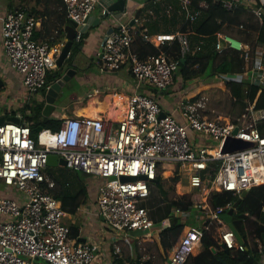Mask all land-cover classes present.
Listing matches in <instances>:
<instances>
[{
  "label": "built area",
  "instance_id": "2783aa9c",
  "mask_svg": "<svg viewBox=\"0 0 264 264\" xmlns=\"http://www.w3.org/2000/svg\"><path fill=\"white\" fill-rule=\"evenodd\" d=\"M113 1L62 0V4L68 24L75 23L72 44L79 43L87 27L92 25L90 13L96 6L100 8L99 21L112 16L113 22L105 27V30L111 27L112 31L103 32L105 40L101 51L96 53L97 63L107 71L125 67L136 91L127 98L121 117L114 122L101 117L66 115L59 118L58 129L44 133L38 140L31 137L27 124L19 122V114L16 115L18 123L0 124V180L23 194L20 200L0 198V264H95L99 258L100 264H115L114 258L121 257V245L128 244L129 232L151 238V231L162 227L148 219L139 202L148 196L149 185L160 175L159 170L174 166L182 167L200 182L197 188L202 196L188 209L171 208V217L178 221L191 220L194 227L166 250L167 259L161 264H186L202 248V237L207 232L212 233L221 250V245L225 250H246L221 217L232 203L212 208L208 197L212 192L223 191L239 197L242 191L264 184V110L255 108L259 92L233 120L221 116L210 118L204 97L194 101L183 98L179 102L176 109L181 121L163 112L155 98L137 90L147 87L164 90L172 83L183 57L200 50L202 42L192 46L188 29L181 27L194 22L207 4L200 2L198 9H192V0H132V5L124 4L120 17L115 18L107 9ZM217 1L226 11L244 7L261 20L264 0H258V7L252 6L249 0ZM170 3L176 4L177 13L182 15L180 27L173 32H150L147 23L155 20L154 7L166 4L168 12ZM41 22L39 15L24 10L0 15L2 53L28 94L49 87L46 75L56 69L55 61L65 40L64 27L60 40H54L55 34L49 41L34 39ZM137 39L157 48L159 53L140 57L134 48ZM173 43L177 51L170 56L162 48ZM223 47L250 61L244 70L247 75L242 78L251 85L264 87L263 47L256 46L250 52L247 44L217 31L214 49L220 51ZM227 76L234 74L223 75L225 79ZM92 93L97 94L98 89ZM162 112L163 117H159ZM228 137L252 145L223 152L221 148ZM48 155L61 158L65 164L61 166L57 162L55 166H47ZM60 166L98 180L93 204L110 234L107 239L111 251L107 258H103L97 240L79 241L80 235L79 238L70 236L69 226L63 222L65 211L61 201L47 191L53 186L47 168ZM204 169L207 172L201 179ZM122 176L134 179L122 181ZM260 212L264 222V205ZM257 251L259 259H264V247L260 243ZM149 258L154 259L155 255L141 256V260Z\"/></svg>",
  "mask_w": 264,
  "mask_h": 264
},
{
  "label": "trees",
  "instance_id": "16d2710c",
  "mask_svg": "<svg viewBox=\"0 0 264 264\" xmlns=\"http://www.w3.org/2000/svg\"><path fill=\"white\" fill-rule=\"evenodd\" d=\"M31 0H18V9H13L11 0L7 2V10H24L25 12L33 15H39L44 19L50 18L52 20V28L45 31L44 38L49 41V37L55 34L54 40H60L64 36L63 27L68 24V20L65 17V10L62 4V0H32L34 6L27 7L28 2ZM205 2L207 7L201 9L200 15L192 23H184L181 27L182 30L189 31L188 38L193 46L198 42H202L199 51L192 55H186L182 61L179 62V67L175 72L173 79L176 77L181 81V85L185 87L187 84L195 83L198 80L207 82H216L224 87L231 100L235 104H240L242 107L246 106L244 98L246 97L248 102H252L257 92H259L255 100V108L264 110V87L249 84L247 79L241 78L239 80L224 78L225 74H241L243 69V61L238 52L223 47L220 51L214 49V34L217 31H225L226 29L235 27L236 34L240 36L241 32L244 34V41L249 38V32L254 33V48L255 46L264 48V7L262 8L261 20L256 25L246 23L242 17L245 13L253 16L244 7H238L232 11H226L222 8L219 1L216 0H192V9H198V3ZM251 4L254 7L259 6L258 0H251ZM41 6V9L36 7ZM176 6V5H175ZM158 7V6H156ZM155 9V8H154ZM158 10V9H157ZM155 9V11H157ZM173 13L177 12L173 8ZM52 17V18H51ZM254 17V16H253ZM247 18V17H246ZM255 18V17H254ZM41 22V23H42ZM154 21L148 23V29L150 32H155ZM243 29L245 32H243ZM41 33L33 34V38L36 39ZM85 34V33H84ZM83 34V36H84ZM241 37V36H240ZM82 45V40L79 43L72 44L68 57L63 64L65 66L56 67L54 71L49 72L46 75V84H51L56 79L60 78L68 67H70V59L73 56V52ZM134 48L139 53L140 57L148 55H156L159 50L148 43H143L142 40H135ZM168 55L173 56L177 51L176 43L171 46H165L162 48ZM199 82V81H198ZM141 93H144L145 88L141 89ZM45 89H40L41 101L35 104H24L17 110H12L9 115H20V123L27 124L30 135L35 140H38L41 134L54 131L58 129L60 124L59 118L51 116L44 117L41 115V110L44 105L43 96ZM188 100L194 101L197 99V94L187 96ZM6 116V114H5ZM40 127V131H35V128ZM72 171V170H71ZM76 173V180L78 186L72 184L63 177L47 172L53 180V186L47 188V191L55 198L61 201L62 208L69 215H74L77 211L79 204H84L88 199V192L86 186L81 184V176L77 174L83 173L79 170H74ZM175 182L178 178L173 179ZM158 185L159 187V201L157 205L162 206L163 210L158 215V218H153V210L149 209L146 205L150 199L151 187ZM238 197L234 196L230 192H212L209 196V204L212 208L225 205L226 203H233ZM197 200V195L191 193L190 195H181L175 199H169L166 191L161 185V178L157 176L156 181H153L149 185L148 196L139 202L147 213L148 219L154 223H160L162 227L155 229L149 234L152 238L159 257L162 261H166V250H168L180 236L188 229L193 228V225L179 221L169 215L171 208L180 207L182 209H188L191 204ZM264 205V184L253 186L247 191L236 206L235 212L232 215V225L244 241L246 250H221L214 239L212 233H204L202 237V249L196 254L190 256L189 264H259V253L257 251V243L253 242L252 247L246 242V233L253 235L258 242L264 244V222L261 219L260 209ZM154 220H153V219ZM252 228L251 230H244V223ZM70 236L79 238V226L76 224H69ZM197 229V228H195ZM249 231V232H248ZM252 238V239H253ZM113 262L115 264H157L153 259L141 260V255H136L134 258L116 257Z\"/></svg>",
  "mask_w": 264,
  "mask_h": 264
},
{
  "label": "rangeland",
  "instance_id": "374dc122",
  "mask_svg": "<svg viewBox=\"0 0 264 264\" xmlns=\"http://www.w3.org/2000/svg\"><path fill=\"white\" fill-rule=\"evenodd\" d=\"M108 1V0H107ZM251 1V0H249ZM8 0H0V6H3L2 4L7 6ZM12 8L18 9L19 3L18 0H11ZM2 3V4H1ZM171 4V3H170ZM34 6L32 0L28 2L27 7ZM164 8H160L158 11H156V17L155 20L159 25H162L164 28L168 27V25L171 24L170 17L172 16V11L173 8L176 9V6L171 4V11L166 12V4H164ZM5 7V6H4ZM37 9H41V6L36 7ZM100 14V8L96 6L94 10L90 13V17L97 18L98 15ZM175 18H180L182 21V15L180 13L176 12V15H174ZM247 17V18H246ZM107 19V21H106ZM242 19L245 20L246 23H250L252 25H256L258 21L257 18H254L253 16L249 15L248 13H245V15L242 17ZM92 22V21H91ZM113 19L112 16H109L108 18L102 17L99 23L96 26L90 25L87 27V30L82 38V45L81 48H77L73 52V56L70 59V65H74L73 69L75 73L71 76L68 82L64 84L62 87L59 95L57 96V99L54 102V110L52 111L57 115L58 117L60 116H69L71 112V108L74 105L73 100L74 96L76 94H81L85 95V90L91 86H95L96 84L93 82L91 77H95V75L98 77V74H104V73H114L115 71H107L102 69L98 63L96 62V56L95 53L93 54V38L97 36V34L101 33L106 27L108 23H112ZM52 28V23L49 24L47 27L50 32ZM174 28H176L175 25H172L171 27L167 28L166 31H173ZM163 29V28H160ZM235 27L226 29L229 33L233 34L236 38V40L241 41L244 44H247L249 47L250 52L253 51L254 49V33L249 32V38L247 41H244V34L241 32L240 36L236 34ZM243 30V29H240ZM158 31V30H157ZM238 31V30H237ZM243 32H245L243 30ZM235 39V38H234ZM256 47V46H255ZM243 61V69H247L248 66L250 65V61L246 62L244 58H242ZM66 65V62L63 64V66ZM118 73V72H117ZM231 75V74H229ZM247 75V72L241 73V74H234L232 77H228V79H233V78H239L241 79L243 76ZM127 80L133 84L134 86V80L132 77H127ZM199 81V82H198ZM195 82V87L191 88L190 91L188 92L187 96H191L194 94H197V99L200 97L205 98V103H206V110H207V115L210 118H213L214 116H221L224 118H227L229 120H233L240 116L244 111L246 106L242 107L240 104H235L228 93V91L222 87L221 84L216 83V82H211V81H201L198 80ZM178 85H174L173 87H168L166 88L163 92H160L161 90H157L155 88L147 87L146 90L144 91L145 94L151 95L153 98L157 100V102H160L159 99H157L156 94L159 97H161V100L166 102L169 105V111H172L177 105H179V102L181 101L179 99L180 94H181V85H180V80H175ZM193 83L187 84L186 85V91L189 90V87H191ZM1 92V90H0ZM138 93H141V90L139 89L137 91ZM18 96H15V103L17 105L21 104L20 98L25 101V103H30V104H35L38 102V97L41 99V96L36 93L28 94L26 91L21 90L20 93H18ZM183 97V98H188V97ZM10 99V95L8 94L7 100L5 101L8 103ZM41 101V100H40ZM183 101V99H182ZM244 102L247 103L246 97L244 98ZM8 104H5L3 107L4 109H7ZM8 112V111H7ZM173 117H177V115L172 114ZM50 116V115H49ZM53 117V116H52ZM56 118V117H54ZM44 134L40 135V138H43ZM74 170L67 169L65 167H55V168H47L46 172H50L53 175L60 177H63L67 179L68 181L72 182L73 186L78 184V181L76 180V173L73 172ZM78 175L81 176V184L83 186H86L87 184V179L90 178L88 175H81L80 173L77 172ZM159 176L161 178V185L163 189L167 193V197L169 199H175L181 195H190L191 190L197 195V199L201 197V193H198V187L200 185V182H197L196 179H194L192 176H190V173L185 172L184 169L180 166H174L173 169L167 168V170H159ZM178 178V181L175 182L173 179ZM202 181V180H200ZM191 183H196L192 184ZM194 185V186H193ZM196 185V186H195ZM78 186V185H77ZM159 187L158 185H155L151 187L150 190V199L147 201L146 205L149 209L153 210V218H158V215L162 212L163 208L162 206L157 205V202L159 201ZM1 189V185H0ZM15 197L22 198L23 194L21 191L17 189H13ZM209 198V197H208ZM85 204V203H84ZM84 204H79V216L84 213L85 208L87 205ZM78 209L75 212L74 215L70 216L65 212V216L63 218V222L67 225L69 224H76L80 225V223L83 224L82 219H80L78 215ZM152 218V219H153ZM154 220V219H153ZM184 223H187L189 225H194V222L189 220V221H184V218L181 219ZM159 224V223H158ZM103 226V225H102ZM247 230H251L247 224H246ZM249 232V231H248ZM95 235H100V231H97ZM128 244L126 245H121V257H127V258H134L136 255H141L142 256H151L155 255L154 261L157 264H161V259L158 257L157 250L155 247V244L152 240V238H149L146 234H136L134 232H129L126 236ZM253 236L252 234H248V241L252 244L253 241ZM92 238L87 237V241H90ZM98 242L100 241L99 239H96ZM101 258H99L95 264H100ZM186 264H189L188 262Z\"/></svg>",
  "mask_w": 264,
  "mask_h": 264
},
{
  "label": "crops",
  "instance_id": "0c3cea01",
  "mask_svg": "<svg viewBox=\"0 0 264 264\" xmlns=\"http://www.w3.org/2000/svg\"><path fill=\"white\" fill-rule=\"evenodd\" d=\"M167 1H169V0H167ZM2 5L3 6H0V15L5 13L6 11H8L7 6L4 4H2ZM173 5H176V4H173ZM154 8L156 10L157 9L159 10L160 8H165V6L162 5V6H158V7H154ZM174 15H176V13H173L172 16L170 17L169 21L171 22V24L168 25V27H166V28H164L162 25H159L156 22V20H154L153 24L155 26V31L158 30V31H163V32H173V31L177 30L180 27L182 21L180 18L176 19ZM95 19L96 18L93 17V19L91 20L92 26H96L99 23V21H98L96 24H94ZM50 23H52V20L50 18L46 17V19L43 20L41 25L35 30V33H41L39 36H37L36 40H39V41L45 40L44 37L47 36V34L45 35V31L47 30V27L49 26ZM172 25H175L176 28H174L173 31H166V29L171 27ZM147 26H148V23H147ZM160 28H163V29H160ZM103 29L105 30V28H103ZM104 30L100 34L98 33L97 36L93 38V41H94L93 42V47H94L93 54L95 53V56H96V53L98 52L99 44H100V41L102 39ZM224 33L229 35L232 38L238 39L233 34L229 33L226 30L224 31ZM96 59H97V56H96ZM96 62H97V60H96ZM114 71H115L114 73H108L107 72L104 74H98L99 75L98 77L96 75H95V77H91V79L93 80V82L96 85L87 88L85 90V95L76 94L74 96V100H73L74 105L72 106L71 112H70L71 116L73 115V116L101 117L102 119L109 121V122H114L115 120H117L118 118L121 117V115L124 111V107H125L127 98L131 94H133L136 90H134L133 84H131L127 80V77H132V76H131L130 72L125 67L120 68L118 70H114ZM175 80H179V79L175 77L173 79L172 83L170 85H168L166 88L173 87L174 85H178V83H176ZM0 82H1V86H0V90H1V92H0V117H3L4 119H6V118L11 117L9 115V113L12 110H17L18 108L22 107L24 104H30V103H25V101L21 98H20L21 104L17 105L14 102L15 96H18L19 95L18 93H20L21 90L24 91V89L21 85L19 75L16 74L14 71H12L8 67L6 58L4 57V55L2 53L1 41H0ZM180 85H181V81H180ZM194 87H195V83H193V85L191 87H189V90L186 91L185 90L186 86L183 87L181 85L182 89L179 90V91H181L179 99L182 100L183 97H186L188 92H191L190 89L194 88ZM95 89H98L97 94L92 93L93 90H95ZM164 90H162L160 92H163ZM8 94L10 95V99L8 100L9 102L6 103L5 101L7 100ZM37 94H39V93H37ZM88 94H90V97L87 96ZM158 95H160V94H156V97L160 101V102H158V104H159L161 110L163 112H168V113L177 115V117H175V118L177 120L181 121L182 117L179 115V113H177V109H176L177 106L172 111H169V108L171 105L166 107L168 104L166 102H164L163 100H161V97H159ZM39 96H40V94H39ZM41 99H42V97H41ZM41 99L38 97V101H40ZM5 104H8L7 105L8 108L3 110V107ZM5 114H6V116H5ZM50 116L51 117L53 116L56 118L63 117V116L58 117L57 115H55V113H53V115L50 114ZM86 182H87L86 188H87V192H88V199L86 200L84 205H87V207L85 208L84 213L81 214L80 216H79L80 211L78 209V215H77L83 221V224L80 223V225H79V235H80V238H83L84 240L87 239V237H91L92 238L91 240L99 239L100 240L99 241L100 246H101V254H103V258H107L110 255V251H111L110 246H108V239H107L110 234L104 228V225L102 223L101 218L96 215V209H95L94 204H93L94 199H95L96 184H97L98 180L96 181L92 178H89V179H87ZM0 185H1L0 198L1 197H12V198H16V199L20 200V198L15 197L16 195H14V193H13V189H15V188L5 186L1 180H0ZM190 193H193L192 190ZM235 209H234L233 213L235 212ZM233 213H232V215H233ZM232 215H231V223H232ZM70 216H72V215H70ZM261 219H262V215H261ZM242 222L244 223V230L246 231L247 230L246 222H244V220H242ZM97 231H100V235H95V233ZM242 241H243V239H242ZM246 242H248L249 246H251V247L253 246L248 241V233H246ZM253 242L254 243L256 242L257 246L259 245V242L256 238H253L252 243ZM243 243H244V241H243ZM262 246L264 247V244ZM201 249L196 251V253L193 255L198 254L201 251ZM156 255H158V257H159V254H156ZM141 256H142V254H141ZM263 256H264V254H263ZM258 263L264 264V259L260 258Z\"/></svg>",
  "mask_w": 264,
  "mask_h": 264
},
{
  "label": "water",
  "instance_id": "95a60500",
  "mask_svg": "<svg viewBox=\"0 0 264 264\" xmlns=\"http://www.w3.org/2000/svg\"><path fill=\"white\" fill-rule=\"evenodd\" d=\"M124 4L126 5V7H130L132 5V0H128L126 2H125V0H114L111 4H109L107 6V9L113 14V16L115 18H118L121 15V11L123 10ZM98 21H99L98 18H96L94 20V24H96ZM74 26H75V23L70 21L69 24H67L64 27L65 40H64V43L61 47L60 53H59V55L55 61L56 67H58V68L63 65V62L68 57V54L70 52V48L72 46V39L74 36V30H73ZM111 31H112V28L107 27L105 30V34H108ZM104 40H105V36L103 35L102 39L100 41V44H99L98 52L101 51V45L103 44ZM80 48H81V46H79V49ZM73 66L74 65L72 64L68 69H66L64 71V73L61 75V77L56 79L54 82H52L49 85V87L46 89L45 94L43 96L44 105H43L42 110H41L42 116L48 117L52 113V111L54 110V102L57 99V96L59 95L62 87L64 86V84L66 82L69 81L71 76L75 73ZM0 86H1V82H0ZM163 115L164 114L162 112L159 114V117H163ZM3 121H11V122L18 123V119L16 116H11V117L6 118V119H4L3 117H0V124ZM35 131L39 132L40 127L35 128ZM235 132H236V130L233 131V133H235ZM251 145H252V143H250V142L243 141V140L237 139V138L228 137L224 141L221 149L223 152H227V151H233V150L246 148V147H249ZM57 162L61 166H63L65 164V162L61 158L57 159L56 156H54V155H48V157L46 159V165L47 166H55ZM206 172L207 171L205 169L201 170V179H203ZM133 179H134V177H124V176L120 177V180H122V181L133 180ZM246 193H247V190L242 191L240 193L239 197L232 203V206L225 213L221 214L222 219L228 224L229 228H231L233 230L234 235H235V237L239 243H242L243 241L231 223V215H232L234 209L236 208L237 204L239 203L240 199L243 196H245ZM177 223H179L178 220H177ZM78 240L84 241L83 238H79ZM221 248H222V250H225L222 245H221Z\"/></svg>",
  "mask_w": 264,
  "mask_h": 264
},
{
  "label": "flooded vegetation",
  "instance_id": "af4514ba",
  "mask_svg": "<svg viewBox=\"0 0 264 264\" xmlns=\"http://www.w3.org/2000/svg\"><path fill=\"white\" fill-rule=\"evenodd\" d=\"M37 93H39V94H40V92H37ZM37 93H36V94H37Z\"/></svg>",
  "mask_w": 264,
  "mask_h": 264
}]
</instances>
